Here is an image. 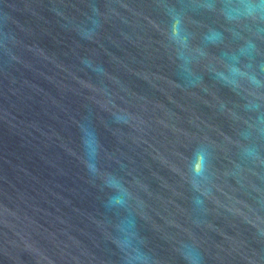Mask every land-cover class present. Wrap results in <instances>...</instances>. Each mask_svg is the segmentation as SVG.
<instances>
[{"label":"water","instance_id":"95a60500","mask_svg":"<svg viewBox=\"0 0 264 264\" xmlns=\"http://www.w3.org/2000/svg\"><path fill=\"white\" fill-rule=\"evenodd\" d=\"M0 264H264V0H0Z\"/></svg>","mask_w":264,"mask_h":264}]
</instances>
